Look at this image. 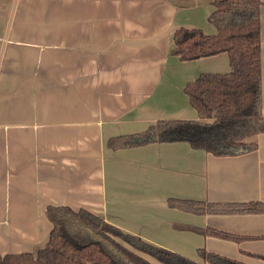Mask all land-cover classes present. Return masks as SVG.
<instances>
[{"label":"crops","instance_id":"1","mask_svg":"<svg viewBox=\"0 0 264 264\" xmlns=\"http://www.w3.org/2000/svg\"><path fill=\"white\" fill-rule=\"evenodd\" d=\"M214 10L213 0H0V254L44 248L47 208L64 206L199 263L205 249L264 264V213L169 205L264 204V133L240 156L185 142L108 146L160 120H200L185 89L203 74L231 72L229 56L181 61L172 50L181 28L215 35Z\"/></svg>","mask_w":264,"mask_h":264},{"label":"trees","instance_id":"2","mask_svg":"<svg viewBox=\"0 0 264 264\" xmlns=\"http://www.w3.org/2000/svg\"><path fill=\"white\" fill-rule=\"evenodd\" d=\"M209 22L215 35L181 28L172 54L194 61L227 53L232 71L208 73L187 85L185 92L200 120H160L148 130L111 138L112 150L154 143L185 142L216 157L240 156L257 149L249 140L264 133L261 13L262 0H213ZM172 208L205 214L264 213V204L222 207L202 202L170 200ZM223 208H230L223 210ZM53 224L47 245L36 253L0 254V264H246L198 251L202 263L126 234L86 210L49 206ZM202 235L240 240L214 230L192 228ZM264 261V257H262Z\"/></svg>","mask_w":264,"mask_h":264},{"label":"rangeland","instance_id":"3","mask_svg":"<svg viewBox=\"0 0 264 264\" xmlns=\"http://www.w3.org/2000/svg\"><path fill=\"white\" fill-rule=\"evenodd\" d=\"M206 74H208V73H206Z\"/></svg>","mask_w":264,"mask_h":264}]
</instances>
